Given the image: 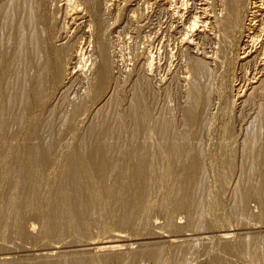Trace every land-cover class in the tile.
<instances>
[{
  "label": "rangeland",
  "instance_id": "374dc122",
  "mask_svg": "<svg viewBox=\"0 0 264 264\" xmlns=\"http://www.w3.org/2000/svg\"><path fill=\"white\" fill-rule=\"evenodd\" d=\"M163 1L0 0V264H264V16Z\"/></svg>",
  "mask_w": 264,
  "mask_h": 264
},
{
  "label": "bare ground",
  "instance_id": "6f19581e",
  "mask_svg": "<svg viewBox=\"0 0 264 264\" xmlns=\"http://www.w3.org/2000/svg\"><path fill=\"white\" fill-rule=\"evenodd\" d=\"M158 1H160V0H158ZM162 1V0H161ZM169 1H171V0H169ZM207 1V0H206ZM206 1L205 0H202V2H200L201 4H202V7L200 8V13H202V19L198 22V19H195V20H197V21H193L192 23H191V26H189L190 27V29H191V32H196L195 30L197 29L196 28V25H198V23L200 24L199 25V27H198V31H200V32H204V31H206V24H210V17L212 16V15H208L209 13L207 12V8L208 7H205L204 5H206ZM231 1H234V0H231ZM236 1V0H235ZM253 1V0H252ZM164 3H165V0L163 1ZM168 2V1H167ZM240 2L241 1H239V4H240ZM158 3V2H157ZM228 3H230V1L228 2ZM238 3H232V5H230L229 6V12H230V16H229V19H230V21L232 22V26H233V23L234 22H239L238 21V19H240V15L242 14L241 12H240V10H242L241 8H240V6L239 5H237ZM244 4V3H243ZM170 5V4H169ZM247 5V4H246ZM252 5V4H251ZM226 7V6H225ZM241 7H243L242 6V4H241ZM199 8V7H198ZM226 8H228V5H227V7ZM75 10V9H74ZM79 10V9H78ZM213 11V10H212ZM227 12H228V9H227ZM250 14H251V18H249L250 20H249V22L248 23H246V24H244L245 25V37L246 38H249V39H251L250 37H251V35H249V31L250 30H252L253 28V25H254V23H253V25H251L250 23H252L253 21H254V19L255 18H259V16H260V18L262 19V17L264 16V0H255L254 2H253V5L250 7V10L248 11ZM241 13V14H240ZM12 14V13H11ZM74 14H75V17L76 18H80V16H79V12H74ZM81 14V13H80ZM228 15V14H227ZM200 16V15H199ZM197 17V16H196ZM201 17V16H200ZM215 17H216V15H215ZM9 18V17H8ZM78 18V19H79ZM198 18V17H197ZM243 18V17H242ZM218 19V18H217ZM226 19V18H225ZM261 19H258V20H261ZM75 20V19H74ZM194 20V19H193ZM76 21V20H75ZM214 21V20H213ZM225 22H224V24H223V26L225 25V23H226V21H228V19L227 20H224ZM247 21H248V19H247ZM198 22V23H197ZM236 22V23H237ZM242 22V21H241ZM147 23V22H146ZM242 23H244V22H242ZM228 24H229V22H228ZM261 24V23H260ZM218 25V24H217ZM221 25V24H220ZM236 26H237V24H235ZM262 25H263V23H262ZM229 27H230V25H228ZM227 26V24H226V26L225 27H227L228 29H230L229 27ZM235 26V27H236ZM260 26V25H259ZM222 27V26H221ZM244 26L242 25V28H243ZM263 27V26H262ZM208 28V27H207ZM226 28V29H227ZM232 28H234V27H231V31H230V33H232L233 32V30H232ZM222 29V28H221ZM241 29V28H240ZM259 29V28H258ZM262 29V28H261ZM260 29V30H261ZM208 30V29H207ZM236 30V29H235ZM238 30H239V28H238ZM263 30V29H262ZM229 31V30H228ZM259 32V31H258ZM223 33H225V32H223ZM226 33H229V32H226ZM243 34V33H242ZM202 36V35H201ZM252 36H253V34H252ZM184 37V36H183ZM205 38V37H204ZM248 39V40H249ZM246 40V39H245ZM187 41V40H186ZM247 41V40H246ZM251 41H254L253 40V37H252V40H250L249 42H251ZM256 41V40H255ZM254 41V42H255ZM20 42V41H19ZM182 42V41H181ZM188 42H191V41H187V43ZM195 43V42H194ZM247 43V42H246ZM250 45H252V42H251V44ZM250 45L248 44V45H245V50H244V52H242V59L243 58H245V57H250V55H251V47H250ZM60 46V45H59ZM198 46V45H197ZM200 46V45H199ZM19 47V46H18ZM22 47H24V46H22ZM203 47V46H202ZM253 47V46H252ZM21 49V48H20ZM19 49V50H20ZM23 49V48H22ZM36 49V48H35ZM248 49V50H247ZM247 50V51H246ZM254 50V49H253ZM201 51V50H200ZM22 53V52H21ZM26 53V52H25ZM244 54V55H243ZM24 56V55H23ZM22 56V57H23ZM252 56V55H251ZM21 56H18L17 58H20ZM240 57V56H239ZM264 57V56H263ZM2 58V57H1ZM252 58V57H251ZM15 59V58H14ZM3 60V59H2ZM1 60V61H2ZM8 60H10V59H8ZM19 60H22V59H19ZM18 60V61H19ZM28 60V59H27ZM26 60V61H27ZM262 60V59H261ZM3 61H5V60H3ZM2 61V62H3ZM192 61V60H191ZM196 61V60H195ZM2 62H1V64H2ZM10 62V61H9ZM12 62V61H11ZM16 62V61H15ZM243 62V61H242ZM18 63V62H17ZM23 63V62H22ZM199 64V63H198ZM4 65V64H3ZM6 65V64H5ZM260 65H263L264 66V59L262 60V62H261V64ZM19 66V65H18ZM20 66H22L21 64H20ZM27 66V65H26ZM29 66V65H28ZM6 67V66H5ZM31 67V66H30ZM29 68V67H28ZM77 68V67H76ZM197 68V67H196ZM195 68V69H196ZM194 69V70H195ZM198 70H199V68H197ZM4 70V69H3ZM29 70V69H28ZM206 71V70H205ZM21 72V71H20ZM197 72H199V71H197ZM202 73V72H201ZM200 73V74H201ZM43 78V77H42ZM29 80V79H28ZM38 86V85H37ZM39 87V86H38ZM255 87V86H254ZM31 88V87H30ZM1 93V92H0ZM23 93V92H22ZM194 93V92H193ZM1 96V95H0ZM1 98H0V105H1ZM1 108H2V106H0ZM0 108V109H1ZM23 113V112H22ZM2 121H3V119H2ZM2 121H0V126L2 125ZM4 123V122H3ZM176 148V147H175ZM100 151V150H99ZM103 151H102V149H101V152L99 153V154H101ZM104 154V153H103ZM102 154V155H103ZM182 174V173H181ZM118 234V233H117ZM222 234H225V233H222ZM227 234V233H226ZM225 234V235H226ZM224 235V236H225ZM223 236V235H222ZM228 236V235H227ZM118 238V240H119V236L117 237ZM121 240V239H120ZM110 241V240H109ZM108 242V241H107ZM98 261V260H97ZM95 262V261H94Z\"/></svg>",
  "mask_w": 264,
  "mask_h": 264
}]
</instances>
